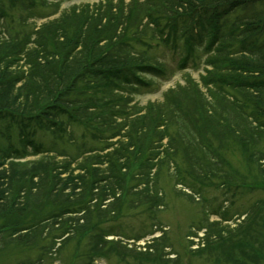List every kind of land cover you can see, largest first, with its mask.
Returning <instances> with one entry per match:
<instances>
[{"label": "trees", "instance_id": "obj_1", "mask_svg": "<svg viewBox=\"0 0 264 264\" xmlns=\"http://www.w3.org/2000/svg\"><path fill=\"white\" fill-rule=\"evenodd\" d=\"M131 1L127 8L121 3L114 7L110 1L85 6L78 15L72 9L23 37L20 34L13 41L0 42V117L56 134L63 131L62 120L66 119L85 125L94 141L119 138L109 143L113 147L110 152L84 156L76 168L78 174L70 170L69 163H58L49 155L23 165L10 163L8 168L0 162V216L19 215L15 205L22 195L31 199L32 208L41 202L55 208L53 217L57 218L87 210V203L78 207L80 202L73 196L77 190L91 191L98 205L104 206L116 196L115 189L123 191L128 163L133 153L146 145L140 138L150 130L158 133L152 142L156 148L166 139L165 146L172 149L166 151L167 156L174 155L172 163L176 164L175 157L180 154L183 163L187 161L206 180L216 178L221 163L201 134L206 133L220 146L229 137L243 147L248 161H255L248 141H255L264 127V0ZM20 3L24 1L18 0L16 6ZM3 12L0 19H8ZM231 17L234 20L229 23ZM146 30L153 33L151 39L156 34L165 36L164 43H171L174 50L183 49L186 55L203 46L204 65L211 70L202 78L205 95L192 87L179 88L178 101H172L166 110L147 111L138 121L139 117L132 120L124 115L125 99L113 93L139 91L150 85L147 76L163 73L159 61L144 48H153L145 40ZM141 113L135 109L133 116ZM200 115V120H190ZM194 122L199 141L186 142L179 134L182 129L176 137L171 136V130L180 124L185 131L195 129ZM220 127H224L221 133ZM191 146L197 149L196 155ZM39 153L48 151L37 150ZM184 166L191 174L190 166ZM64 174L67 176L61 178ZM92 197L89 200H94ZM21 231L13 229L12 233ZM62 233L70 235L67 229ZM23 241H28L27 235ZM99 243L90 250L94 258L101 253L96 251ZM207 244L208 248L213 245ZM254 255L253 260L257 253Z\"/></svg>", "mask_w": 264, "mask_h": 264}, {"label": "rangeland", "instance_id": "obj_2", "mask_svg": "<svg viewBox=\"0 0 264 264\" xmlns=\"http://www.w3.org/2000/svg\"><path fill=\"white\" fill-rule=\"evenodd\" d=\"M17 1L0 0V12L4 11L9 17L0 19V42L3 39L13 41L20 34L23 37V33L39 29L72 9L78 15L80 8L93 7L104 1L112 2L114 7L121 3L126 8L132 2L23 0L24 5L16 6ZM30 2L31 7L28 6ZM233 20L231 17L229 23ZM146 32L147 43L159 44L156 39H151V30ZM149 56L165 67L164 77L147 78L151 82L148 89L114 92V96L125 99L122 104L126 111L124 115L135 120L139 116L142 119L150 110H166L172 101H178L179 88L192 87L205 95L202 78H206L211 69L204 65L202 49H196L194 55L188 56L184 70L179 69L180 58L186 57L183 53L177 52L173 56L159 44ZM135 109L142 113L133 116ZM201 116L190 120H200ZM193 125L195 129L189 128L190 133L180 124L170 134L176 137L182 129L179 134L186 142L199 141L200 132L195 122ZM61 128L63 131L56 134L33 124L22 133L18 124L0 118V162L8 168L10 163L23 165L49 155L58 163H69L70 170H76L84 156L104 155L113 150L109 143L118 139L94 141L91 130L85 125L66 119L62 120ZM223 128L220 127L218 132L221 133ZM156 133L150 130V134L140 138L146 140V145L132 152L134 156L128 163L130 171L126 170L123 191L115 189L114 199L102 207L91 191L77 190V195L73 196L80 202L78 207L87 203V210L57 218L53 217L55 208L50 209L43 202L32 208L31 199L23 195L17 198L18 206L15 207L20 209L19 215L0 216V264H264V127L255 141L247 140L248 149L256 155L254 162L248 161L243 147L232 143L229 137H225L220 146L206 133L201 134L222 164L219 163L220 172L215 174L216 178L207 180L187 161L184 164L180 154L175 157L176 164L172 163L174 155L168 158L166 151L172 149L165 146L166 139L160 148L152 143ZM29 134L32 135L30 138ZM40 147L51 153L37 154L35 148ZM191 149L196 155L197 149L192 146ZM184 165L190 166L192 175ZM78 173L79 170L74 171V174ZM221 183L225 185L221 186ZM91 197L94 200H89ZM13 229L23 231L17 235L12 233ZM65 229L70 235L62 233ZM25 235L27 242L23 241ZM239 240H242L239 247L234 248ZM99 241L96 251L101 253L94 258L90 250ZM253 241L258 242L248 244ZM208 242L213 244L210 248ZM219 243L220 249L212 248ZM255 253L257 256L253 260ZM260 253L262 255L258 256Z\"/></svg>", "mask_w": 264, "mask_h": 264}]
</instances>
